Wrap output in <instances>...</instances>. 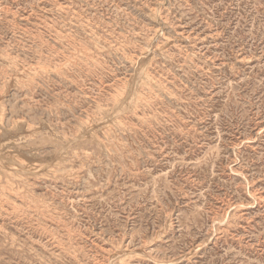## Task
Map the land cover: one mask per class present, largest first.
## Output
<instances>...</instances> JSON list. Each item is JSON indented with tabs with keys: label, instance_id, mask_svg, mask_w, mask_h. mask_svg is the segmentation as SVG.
<instances>
[{
	"label": "rangeland",
	"instance_id": "rangeland-1",
	"mask_svg": "<svg viewBox=\"0 0 264 264\" xmlns=\"http://www.w3.org/2000/svg\"><path fill=\"white\" fill-rule=\"evenodd\" d=\"M0 141V264H264V0H0Z\"/></svg>",
	"mask_w": 264,
	"mask_h": 264
},
{
	"label": "bare ground",
	"instance_id": "bare-ground-1",
	"mask_svg": "<svg viewBox=\"0 0 264 264\" xmlns=\"http://www.w3.org/2000/svg\"><path fill=\"white\" fill-rule=\"evenodd\" d=\"M10 61V60H9ZM10 68V67H9ZM25 68V67H24ZM145 77V76H144ZM153 84V83H152ZM153 88V87H152ZM137 98V97H136ZM114 105V104H113ZM115 118V117H114ZM112 119V118H111ZM22 121V120H21ZM116 121V120H115ZM24 127V126H23ZM17 128V127H16ZM3 129H4V127H3ZM18 129V128H17ZM12 131V130H11ZM14 131V130H13ZM19 131V130H18ZM17 131V132H18ZM24 131V130H23ZM92 131V130H91ZM22 132V131H21ZM24 133V132H23ZM11 134V133H10ZM59 138V137H58ZM69 139V138H68ZM6 140V139H5ZM3 141V140H2ZM1 142V141H0ZM6 146H7V144H6ZM8 148V147H7ZM6 150V149H5ZM9 150V149H8ZM10 153H11V151H10ZM12 155V154H11ZM2 156V155H1ZM13 156V155H12ZM22 158V157H21ZM2 160V159H1ZM0 163H2V162H0ZM50 164V163H49ZM46 167V166H45ZM15 173H17V172H15ZM121 255H122V253H121Z\"/></svg>",
	"mask_w": 264,
	"mask_h": 264
}]
</instances>
